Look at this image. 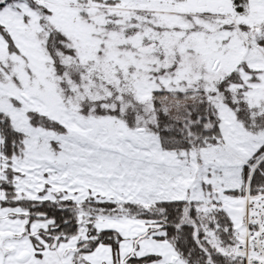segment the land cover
I'll list each match as a JSON object with an SVG mask.
<instances>
[{
	"label": "snow or ice",
	"instance_id": "obj_1",
	"mask_svg": "<svg viewBox=\"0 0 264 264\" xmlns=\"http://www.w3.org/2000/svg\"><path fill=\"white\" fill-rule=\"evenodd\" d=\"M0 264H264V0H0Z\"/></svg>",
	"mask_w": 264,
	"mask_h": 264
}]
</instances>
